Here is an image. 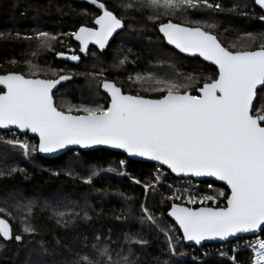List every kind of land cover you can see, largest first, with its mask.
<instances>
[{
  "label": "trees",
  "instance_id": "trees-1",
  "mask_svg": "<svg viewBox=\"0 0 264 264\" xmlns=\"http://www.w3.org/2000/svg\"><path fill=\"white\" fill-rule=\"evenodd\" d=\"M100 2L109 8L110 2H115L124 13L126 27L106 52L90 50L85 55L79 51L71 33L81 25L93 23L99 8L90 0H0V74L14 72L32 77L33 65L38 67L36 77L40 78L71 74L72 78L54 95L58 108L67 111L80 105L107 106L109 99L98 85L105 79L115 82L126 94L157 98L160 93L145 90L155 86L156 78L191 83L189 90L195 94L196 88L218 73L215 67L200 59L184 57L169 48L158 32L161 23L173 21L201 27L231 50H254L264 44V22L259 19L262 10L253 0H219L224 11L201 5L197 9L182 10L181 16L176 12L164 14L163 10L155 20L149 18L153 15L152 9L125 10L124 5L132 0ZM241 12L254 14L241 15ZM38 31L55 37L50 40V48L38 49L35 38H25ZM71 49L78 50L79 62L64 61L57 55H67ZM124 57L127 59L121 65L119 61ZM89 72L97 75L93 78L87 75ZM136 74L141 75L140 82H136ZM260 103L264 101L258 93L257 110ZM33 159L37 167L26 161L19 147L0 143V207L11 213L0 217L9 219L13 236L23 237L20 242L0 237V264H66L73 253L96 243V237L101 244L108 243L113 255L122 249L134 264H251L253 253L248 250L238 253L235 263L216 257L186 262L173 256L166 236L156 227L167 229L175 225L167 216L172 205L169 191L166 187L154 186L145 193L143 186L154 185L155 165L132 161L124 154L104 149L78 151L77 155L70 151L55 159H43L38 154ZM89 178L91 183H86ZM63 202H69L71 207L65 209ZM29 203L33 205L30 212ZM57 207L70 214L75 210L80 215L73 217L72 223H58L60 218L53 211ZM144 208L153 215L156 225L143 219ZM81 209L87 212V219L83 218ZM26 224H31L35 231L23 232ZM175 229L173 244L180 253L183 243L177 237L180 232L176 226ZM260 235L264 238V233ZM129 238L147 243H128Z\"/></svg>",
  "mask_w": 264,
  "mask_h": 264
},
{
  "label": "snow or ice",
  "instance_id": "snow-or-ice-1",
  "mask_svg": "<svg viewBox=\"0 0 264 264\" xmlns=\"http://www.w3.org/2000/svg\"><path fill=\"white\" fill-rule=\"evenodd\" d=\"M90 2L101 10V14L94 19L96 27L81 26L71 33L79 42V51L85 55L90 43L103 51L110 38L126 27L123 12L114 14L100 0ZM253 2L264 11V0ZM201 5L207 9L225 10L219 0H132L124 5V9H152L153 15L149 18L155 20L159 18L160 9L164 10V14H170L178 10L197 9ZM259 19L264 21V15H260ZM159 32L169 45H174L181 53L198 54L218 69L217 74L196 88L197 94L189 90L191 83L156 78L153 82L155 86L145 90L160 95L147 98L126 94L121 87L105 79L98 85L110 98L107 106L80 105L65 111L54 103L53 89L61 81L70 80L71 74L37 78L39 69L33 65L35 71L31 78L19 73L0 75V85L6 89L0 94V130L11 131L14 127L30 131L38 135L39 143L30 147L15 137L5 142L11 147L18 146L25 156L30 150L48 154L70 145L81 148L106 145L123 150L129 156L158 162L177 176L213 177L224 182L230 193L220 191L217 196H198L187 188H177L168 197L172 200L186 197L187 204L200 205H171L168 215L174 218L182 231V239L200 245L204 240H225L243 233L255 235L257 230L264 233V103H260L259 110L253 104L258 93L260 100L264 101V44L254 50H231L223 46L216 35L201 27L183 26L171 21L161 23ZM25 38H35L39 42L38 49L50 48V40L55 39L44 31ZM67 59L79 62L81 57L73 53ZM126 59L122 58L119 63L123 65ZM58 71L63 72V69ZM87 75L94 78L97 74L89 72ZM141 79V75L136 74V82ZM182 88L184 91H181ZM120 163L123 165L124 161ZM162 175L158 170L154 178L157 183ZM133 179L141 184L139 179ZM85 182L91 183V179ZM143 186L145 193L149 187L154 188L149 184ZM218 196L224 197L223 206L216 205ZM209 201L215 206H209ZM62 206L67 209L71 204L63 202ZM32 207L31 203L27 205L29 212ZM53 211L60 218L58 223H72L73 217L80 215L75 210L71 214L61 211L59 207ZM143 211V219L156 225L148 209ZM0 214L11 215L5 207H0ZM66 216L69 217L67 220L64 219ZM83 218H88L86 211ZM157 227L166 235L175 254L172 245L175 237L168 234L172 229ZM34 231L31 224L23 227L25 233ZM0 237L17 242L23 239L21 235L13 236L9 219L2 217ZM96 241L91 246H85L83 251L73 253L71 259H66V264H134L122 249L113 255L107 242L101 244L99 237ZM128 243L145 244L147 241L129 238ZM249 247L254 253L251 264H264V238L257 239L254 244L250 242ZM128 253L131 254V249Z\"/></svg>",
  "mask_w": 264,
  "mask_h": 264
},
{
  "label": "built area",
  "instance_id": "built-area-1",
  "mask_svg": "<svg viewBox=\"0 0 264 264\" xmlns=\"http://www.w3.org/2000/svg\"><path fill=\"white\" fill-rule=\"evenodd\" d=\"M13 137H15L17 140H19L22 143H28L30 147L32 145H38L37 139L32 138L28 136L27 134L22 133L21 131H18V130L2 131L0 130V143L1 144H7L5 141L10 140ZM74 154L77 155L78 151H74ZM36 155H38V151L31 152V150L28 156L24 155L26 161L34 167H37V164L33 159V157ZM125 164L126 163L124 162L123 166H125ZM158 170L162 172L163 175L161 176L159 183H157L156 180L154 179V186L166 187L169 191L168 197L171 196L172 193L175 192L177 188H180V189L187 188L189 192L193 194H197L198 196L207 195V194L217 196L218 192L220 191H223L226 194L229 193L226 187H224L223 185L217 184L213 181H199L193 178H177L173 176L169 170L159 165L155 166L154 168L153 178H155V176L157 175ZM122 175L124 176L125 174H122ZM169 185H171L172 187H169ZM209 185H211L212 187L210 188ZM169 201L172 204L173 203L183 204L184 206H188V207H199L200 206L199 203H197L196 205L187 204L186 197L182 198L181 200L169 199ZM223 204H224V197L218 196L216 205L223 206ZM208 205L215 206L213 205V202L211 201L208 202ZM169 228L172 229V231L168 233L169 235L177 234L175 225H171ZM179 236L180 235H177V237ZM261 238H263L261 235H256V236H251V237L239 238L234 241L227 242V243L208 244L201 248H197L196 246H191V247H187L181 255L175 254V257L179 261H186V262L187 261L202 262L209 258L216 257V258L229 261L231 263H235V257L238 253H240L241 251H247V250L251 251V248L249 247V243L251 242L254 244L257 239H261Z\"/></svg>",
  "mask_w": 264,
  "mask_h": 264
},
{
  "label": "water",
  "instance_id": "water-1",
  "mask_svg": "<svg viewBox=\"0 0 264 264\" xmlns=\"http://www.w3.org/2000/svg\"><path fill=\"white\" fill-rule=\"evenodd\" d=\"M37 1H42V0H37ZM168 22H169V21H168ZM171 22H172V23H175V22H173V21H171ZM165 23H167V22H165ZM176 24H179V23H176ZM181 25H182V24H181ZM183 26H186V25H183ZM120 31H121V30H118V34L120 33ZM158 32H159V26H158ZM159 34H160L161 37H163V34H162V33L159 32ZM116 35H117V34H114L113 37L110 38L108 46L111 44V42L113 41V39L115 38ZM163 39H164V38H163ZM218 40H219V39H218ZM74 41H75L76 43L79 44V42L76 41L75 38H74ZM164 41H165L166 45H167L169 48L174 49V50H175L177 53H179L180 55H182V56H184V57H187V58H198V59H200L201 61H203L204 63H206V64H208V65L213 66V67L216 68V66L213 65L210 61H205V60H203V58L200 57L198 54L181 53L178 49L175 48L174 45H169L165 39H164ZM93 45H94V44H91V43H90L89 46H88V48H89L90 46H93ZM94 46H95V45H94ZM108 46H106V48H105L104 50H107ZM96 47H97V46H96ZM97 48H98V47H97ZM104 50H103V51H104ZM68 56H70V55H68V54H67V55H64V56H62V59H63L64 61H71L70 59H67ZM216 69H217V68H216ZM217 72H218V69H217ZM13 73H14V72H13ZM7 74H8V73H7ZM19 74H20V73H19ZM0 75H5V74H0ZM29 78H31V77H29ZM37 78H40V77H37ZM67 82H68V80H66V81H61V82L56 86V88L53 89V93H54V95H55V93H56L57 91H59V89H60L63 85H65ZM112 82H113V81H112ZM114 83H115V82H114ZM258 87H259V86H258ZM0 88L2 89L3 92L6 91V89H4V87H3V85H0ZM100 89H101L102 93H104V94L108 97L107 93H106L102 88H100ZM122 91H123V90H122ZM3 92H2V93H3ZM2 93H0V94H2ZM192 94H194V93H192ZM195 94H197V93H195ZM257 98H258V95H257V97H254V100H253V104H254V105H255V103H256V101H257ZM53 99H54V103L56 104V100H55L54 97H53ZM108 99H110V98L108 97ZM12 130H18V129H15V128L13 127ZM2 131H9V130H2ZM18 131H21V130H18ZM21 132L24 133V134H28V135H29L30 137H32V138L37 139L38 142H39V138H38V135H37V134L31 133L30 131H28V132L21 131ZM101 149L109 150V151H112V152H115V153L124 154L129 160H132V161L142 162V163H148V164H152V165H159L158 162L150 161V160H148L147 158L129 156L127 153H124L123 150H120V149H113V148H111V147H109V146H106V145H94V146H90V147H88V148H81L80 146L70 145V146L66 147L65 149L58 150V151H56V152H54V153H48V154L39 153V156L42 157L43 159H55V158H58V157H60V156H62V155L67 154L68 152H70V151H74V150H79V151H83V152H92V151H97V150H101ZM159 166H160V165H159ZM162 167L166 168V166H162ZM169 171H170V170H169ZM172 175L175 176V177H177V178H193V179H196V180H199V181H213V182H215V183H217V184H220V185H223L224 187H226V188L228 189L229 193H230V189L227 187V185H226L224 182H222V181H218V180H216V179L213 178V177H191V176H183V175H181V176H177L176 174H173V173H172ZM169 211H170V209H169ZM169 211H168V212H169ZM167 216H168V218H169V219H170V220H171V221H172V222L178 227V229H179V226L175 223L174 218L170 217V216L168 215V213H167ZM179 231H180V233H181V235H182V231H181V230H179ZM258 234H261L260 230H257V233H256L255 235H258ZM255 235L252 234V233L237 234V236H235V237H229V238H227V239H225V240H219V239H214V240H204V241H201V244H200V245H196L195 242H192V241H185V243H186L187 245H190V246H196V247H198V248H201V247H203V246H205V245H208V244L226 243V242H229V241L236 240V239H238V238L251 237V236H255ZM6 241H10V240H6Z\"/></svg>",
  "mask_w": 264,
  "mask_h": 264
},
{
  "label": "flooded vegetation",
  "instance_id": "flooded-vegetation-1",
  "mask_svg": "<svg viewBox=\"0 0 264 264\" xmlns=\"http://www.w3.org/2000/svg\"><path fill=\"white\" fill-rule=\"evenodd\" d=\"M110 4H111V6L113 7H111V8H109L108 6V8L110 9V10H113L114 11V14H120V13H122L119 9H118V6H117V4L115 3V2H110ZM258 7V6H257ZM259 8V7H258ZM99 14H101V10L100 9H97L96 10V15L94 16V19H95V17L97 16V15H99ZM262 15H264V11H262ZM94 19H93V23H88V24H84V25H81V26H84V27H96V25L94 24ZM264 22V21H263ZM165 23V22H164ZM176 23V22H175ZM180 24V23H179ZM183 25V24H182ZM80 26V27H81ZM187 26V25H186ZM79 27V28H80ZM78 28V29H79ZM78 29L76 30V31H78ZM121 32V31H120ZM117 36V35H116ZM116 36H115V38H116ZM73 37V36H72ZM114 38V39H115ZM73 39H74V37H73ZM113 39V40H114ZM113 42V41H112ZM111 42V43H112ZM78 44V43H77ZM79 45V44H78ZM110 46V45H109ZM109 46H108V48H109ZM108 48H107V50H108ZM90 50H92V51H94V50H96V51H98L99 53H104V52H106L107 50H104V51H100L96 46H90L89 48H88V51H90ZM77 49H75L74 50V53H76V54H78L77 53Z\"/></svg>",
  "mask_w": 264,
  "mask_h": 264
},
{
  "label": "bare ground",
  "instance_id": "bare-ground-1",
  "mask_svg": "<svg viewBox=\"0 0 264 264\" xmlns=\"http://www.w3.org/2000/svg\"><path fill=\"white\" fill-rule=\"evenodd\" d=\"M28 135V134H27ZM29 136V135H28ZM39 143V142H38ZM75 151V150H74ZM76 151H79V150H76ZM38 154H39V152H38ZM155 166H157V165H155ZM172 174V173H171ZM176 226V225H175ZM177 227V226H176ZM178 228V227H177ZM179 230V229H178ZM180 232V231H179ZM258 235H260V234H258ZM180 236L182 237V235H181V233H180ZM178 237V239L180 240V242H182L183 243V251L182 252H178L177 251V249L175 248V254L176 255H181L184 251H185V249L187 248V247H191L190 245H187L186 243H185V241L184 240H182L181 239V237ZM256 236V235H255ZM244 238V237H243ZM239 239V238H238ZM234 241V240H233ZM230 242V241H229ZM227 243V242H226ZM186 244V245H185ZM172 245L175 247V245L173 244V241H172ZM198 248V247H197ZM173 254V253H172ZM175 254H173V256L175 257ZM176 258V257H175ZM177 259V258H176Z\"/></svg>",
  "mask_w": 264,
  "mask_h": 264
},
{
  "label": "rangeland",
  "instance_id": "rangeland-1",
  "mask_svg": "<svg viewBox=\"0 0 264 264\" xmlns=\"http://www.w3.org/2000/svg\"><path fill=\"white\" fill-rule=\"evenodd\" d=\"M163 11V9H160V12H162ZM126 13H128L127 11H126ZM128 14H130V13H128ZM176 14L177 15H182L183 14V11L182 10H178V11H176ZM179 19H181L180 17H179ZM74 53V50L73 49H71L70 50V53H67L68 55H72ZM76 54V53H75ZM78 55V54H77ZM4 145H7V144H4ZM154 179V178H153Z\"/></svg>",
  "mask_w": 264,
  "mask_h": 264
}]
</instances>
